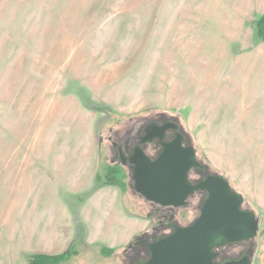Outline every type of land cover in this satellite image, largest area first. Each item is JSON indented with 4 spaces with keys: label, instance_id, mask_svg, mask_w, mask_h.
<instances>
[{
    "label": "rangeland",
    "instance_id": "obj_1",
    "mask_svg": "<svg viewBox=\"0 0 264 264\" xmlns=\"http://www.w3.org/2000/svg\"><path fill=\"white\" fill-rule=\"evenodd\" d=\"M182 4L0 0V264H27L45 242L43 235L29 236V217L51 229L73 195L60 189L76 178L91 187L96 169L113 163L110 130L123 132L160 115L178 120L198 158L256 212L260 232L252 264H264V44L255 41L252 21L238 35L203 18L136 12ZM183 20L196 25L181 32L176 23ZM57 165L66 171L61 182ZM126 171L124 204L100 196L84 220L97 236L105 215L118 218L125 206L132 221L124 230L133 245L163 216L134 191ZM186 215L191 222L198 212L192 207ZM124 242L112 243L118 251L112 257L79 242L86 249L66 264H123L130 246L120 248Z\"/></svg>",
    "mask_w": 264,
    "mask_h": 264
},
{
    "label": "water",
    "instance_id": "obj_2",
    "mask_svg": "<svg viewBox=\"0 0 264 264\" xmlns=\"http://www.w3.org/2000/svg\"><path fill=\"white\" fill-rule=\"evenodd\" d=\"M150 138H144L143 144L151 142L153 136ZM161 144L163 150L154 160L142 146L135 149L130 158L134 191L150 204L176 209L186 207L196 193L205 192L206 196L199 205L198 218L187 227L171 223L172 232L155 238L149 245V260L142 264H216L215 250L255 242L260 219L255 211L244 207V196L229 180L220 174H209L191 182V171L204 172L195 147L184 145L182 137Z\"/></svg>",
    "mask_w": 264,
    "mask_h": 264
},
{
    "label": "crops",
    "instance_id": "obj_3",
    "mask_svg": "<svg viewBox=\"0 0 264 264\" xmlns=\"http://www.w3.org/2000/svg\"><path fill=\"white\" fill-rule=\"evenodd\" d=\"M171 1H179L182 6L178 9L173 10H138L136 12L139 17H155V18H166V17H177L184 19H197L203 18L207 19V21H211V27L214 26L216 28H221L225 31V33L230 34H238L242 35L245 31L246 25L252 21L253 26L251 28V33L254 34V26L256 22L264 16V0H171ZM208 23V22H206ZM178 25V30L181 32H185L190 30L191 25H196L194 21H179L176 23ZM175 26V23L173 24ZM182 29V30H181ZM235 40H237L235 38ZM264 44V43H262ZM46 162V161H43ZM77 162L75 166L82 164ZM60 165L54 167V172H57V176L60 181H63V174L66 172L63 169L59 170ZM49 168V166H46ZM98 168L93 174V185L91 187H86L85 182L82 178H76L70 185L64 186L63 189L60 190H68L70 189L71 197L68 198V203L66 205H62L63 218L61 217L58 222L53 223L49 226L51 229H44V224L41 229L36 224V222H32L34 218L29 217L28 226H29V236L32 235H43L42 240L45 241L41 245H39L36 250L32 251L30 255H47V256H58L65 253H68L71 248L79 242H82L83 245L87 248H95V247H106L108 249H113L114 245L112 244L114 241L124 242L120 246V248H127L132 238L129 235V238L126 237V230H124V225L126 222L132 221V216L130 212L126 209L125 206H122L118 210V218L115 217L114 212L106 214L107 217L106 222L102 224H98V233L97 236L91 235L90 229L84 220V211L94 200L98 199L100 196V200L103 199L105 201H110L113 198L114 201L124 202L125 195L122 193V197L119 198L120 193L117 191L118 187L114 186H105L98 187L96 184V176L98 174ZM30 187L32 185L30 184ZM53 192L58 194V190L54 189ZM79 195H86V198L81 199L78 202ZM118 197V198H116ZM124 204V203H123ZM35 209L37 207L35 206ZM138 224H142L140 220H135ZM123 223V224H122ZM58 225V226H57ZM142 225L140 229L135 232V235L140 232L142 229ZM46 230H50L48 232ZM71 232V234H70ZM119 232V233H118ZM65 233V234H63ZM123 234V235H122ZM106 241L103 243L101 241Z\"/></svg>",
    "mask_w": 264,
    "mask_h": 264
},
{
    "label": "flooded vegetation",
    "instance_id": "obj_4",
    "mask_svg": "<svg viewBox=\"0 0 264 264\" xmlns=\"http://www.w3.org/2000/svg\"><path fill=\"white\" fill-rule=\"evenodd\" d=\"M165 128L166 130L163 132ZM151 136H153L152 141L143 144V139H151ZM161 136H163V139L160 138ZM178 137H182L184 145L194 146L190 135L180 125L177 119L160 115L153 119L136 122L132 127L127 128L123 132L110 130V136L106 141L109 145L112 162L121 163L128 170L130 177H132L130 158L133 156L136 148L142 146L145 154L154 160L163 150L162 142L168 144ZM101 142L103 143L104 140L101 139ZM199 162L204 166V172L191 171L190 180L193 183L204 179L209 174H216L200 159ZM205 196V192L196 193L189 198V204L180 209L172 207L162 208L151 204L158 209L156 210L159 211L158 215L163 216V218L160 219V223L153 227L151 231L145 232L133 245H130L124 251L123 264H142L149 260V245L154 242L155 238L169 235L173 230V227L170 226L171 223H175L180 227L191 225L199 216V205ZM192 207L198 212V216L189 222L186 213ZM255 252L256 242L250 241L228 245L215 250V263L224 264L226 262L236 261L239 264H252Z\"/></svg>",
    "mask_w": 264,
    "mask_h": 264
},
{
    "label": "trees",
    "instance_id": "obj_5",
    "mask_svg": "<svg viewBox=\"0 0 264 264\" xmlns=\"http://www.w3.org/2000/svg\"><path fill=\"white\" fill-rule=\"evenodd\" d=\"M255 41L264 43V16H262L255 24ZM126 168L119 162L102 165L99 173L96 176V184L98 187L114 186L118 187L124 195L129 190ZM159 213V211L157 212ZM104 257H112L118 254L116 249H108L106 247H97ZM82 248L79 243H76L68 253L58 256L47 255H31L27 258V264H66L74 257L81 254Z\"/></svg>",
    "mask_w": 264,
    "mask_h": 264
}]
</instances>
